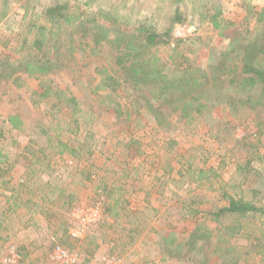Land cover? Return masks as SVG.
Instances as JSON below:
<instances>
[{
  "label": "rangeland",
  "instance_id": "obj_1",
  "mask_svg": "<svg viewBox=\"0 0 264 264\" xmlns=\"http://www.w3.org/2000/svg\"><path fill=\"white\" fill-rule=\"evenodd\" d=\"M180 1L188 13V21L181 23L185 28L176 30L174 27L175 40L154 52L160 61L165 60L175 53L170 45L182 40L185 52L191 50L193 53L190 58L207 67L215 62V56L222 57L220 52L226 44L222 43L219 31L208 23L202 26L199 22L200 12L194 8L206 0ZM38 2L0 1L1 62L5 56L19 59L28 53L20 54L12 49L17 47L18 34L25 31L32 17L34 19L31 15ZM208 2L218 9H225L222 17L232 23L228 34L246 27L252 32L264 29L259 24L264 0ZM92 4L112 8L126 17L132 13L134 18L149 17L161 28L175 8L174 0H93ZM36 19L43 22L39 16ZM64 39L68 43V37ZM81 41L92 42L90 35L77 32L72 43L74 51L68 52L60 69L49 75L35 77L20 72L11 79L0 75V127L4 131L0 134V155L6 158H0L3 162L0 168L6 170L0 176V264L14 258L15 264H194L188 257L178 260V257L173 259L162 254L158 244L160 236L180 234L187 226L188 222L181 218L184 212L175 208L181 204L198 206L205 213L216 205L225 204L226 200H221L224 191L234 194L243 189L244 199H251L247 189L249 183H244L241 178L236 180V169L259 153L264 155V131L260 133L258 130L255 112L240 110L235 116L214 113L215 118H198L189 125L178 124L177 114L172 113L166 128L157 126L151 117L135 120L129 127L126 121L128 110L131 112L136 107L131 106L128 95H111L105 87L96 90L101 82V77L95 73L98 64L101 59L113 61V52L102 49L95 55L88 48L78 51ZM261 64L264 69V63ZM16 76L18 80H15ZM42 80H49L54 89L66 90L68 87L78 99L84 110L79 118L83 125L80 134L78 131L71 134L69 127L75 130L74 126L65 124H75L73 119H78V113L73 117L71 112L67 117L65 104L53 96L40 98L36 95L43 92ZM238 90L243 94L245 89L239 86ZM249 94L259 95L255 86ZM117 106L123 109L119 117ZM10 115L19 116L24 123V133L10 129V125L4 122ZM60 123L62 129L58 132ZM42 129L49 131L47 136L53 138L52 142L48 143L41 135ZM58 135L62 142L72 145L78 146L80 140L86 142V148L79 153L82 159L69 153L60 155ZM243 137L253 143L263 142L259 144L256 156L251 153L252 148L248 150L249 154L237 144ZM49 144L51 147L46 151L49 158L38 162L35 156H39L40 147ZM90 151L93 152L91 158ZM143 151L144 155L140 157ZM125 152L131 153L134 160L124 159ZM160 164L173 168L165 187L161 185L162 180H155L167 176L162 168H158ZM262 164L254 163V166ZM33 171L36 175L31 173ZM194 171H204V174L199 176ZM128 173L135 178V182H131L132 188L123 185ZM108 179L109 184L105 182ZM109 185L116 189L113 199H120L117 204L112 201L115 204L112 215L105 213L108 192L105 195L100 193V189ZM120 187L130 191L137 189V192H124L118 190ZM150 191L153 192L151 196ZM10 196L12 202H20L18 209H7ZM97 205L99 209H96ZM173 208L176 211L170 210ZM198 223L204 225V220ZM230 223L234 224V218H227L226 225ZM238 223L239 231L233 240L245 246L242 250L247 260L264 264V217L247 215L238 219ZM194 224L192 222L189 227ZM210 225L213 229L217 226L214 222ZM71 229L79 237L74 238ZM184 230L190 229L186 227ZM62 252L67 257H63Z\"/></svg>",
  "mask_w": 264,
  "mask_h": 264
},
{
  "label": "trees",
  "instance_id": "obj_2",
  "mask_svg": "<svg viewBox=\"0 0 264 264\" xmlns=\"http://www.w3.org/2000/svg\"><path fill=\"white\" fill-rule=\"evenodd\" d=\"M0 1L5 3L7 0ZM92 1L44 0L43 3V0H39L37 8L32 6L34 12L31 16H34V19L32 17V21L25 31L18 34L20 39H18L17 47L12 49L18 50L20 54L28 53L19 59L13 58L11 55L5 56L2 62L0 61L2 64L0 75L9 79L14 78V75L20 72L35 77L49 75L56 69H60L63 65L62 62L67 59L68 52L74 51L75 48L72 46L74 35L77 32H82L83 35H90L92 42L81 41L78 51L80 49L86 51L88 48L95 55L102 49L113 52V61L107 59L104 62L101 59L98 64L95 73L101 77V82L96 90L105 87L111 92V95L120 93L128 95L129 103L136 107V110H131V112L130 109L128 110L127 126L130 127L135 120L151 117L157 126L166 128L172 113L177 114L178 124L189 125L194 124L198 118L201 120L207 117L215 118L214 113L235 116L237 111L250 110L255 112L254 120L259 132L264 131V69L261 64L264 63V12L260 14L259 18V24L263 25L260 28L263 30L252 32L246 27L241 30L236 29L232 34H228L232 23L226 22L222 17L225 11L223 7L218 9L208 0L196 6L194 10H199L200 17L198 19L202 26L206 23L210 24L219 31L218 35L223 40L222 43L226 44L220 52L222 57L215 56L217 58L215 62L206 67L197 64L198 60L194 62L190 58V53L192 55L193 53L191 50L185 52V48L181 46L182 40H178L176 45H170L176 56L173 54L160 61L154 52L155 49L175 40L172 32L175 24L188 21V13L182 3L180 4V0H174V11L169 14V21L163 28L149 17L134 18V13L126 17L112 11V8L97 7L96 4H92ZM36 16H39L43 22H37ZM64 37H68L66 39L68 43ZM15 80H18V77ZM41 82L43 92L36 93V95L40 98L53 96L59 103L65 104L67 117L71 116V112L73 117L78 113V119H73L75 124L68 122L65 124L74 126L75 130L69 127L71 134H76L75 131L80 134L83 125L80 124L79 118L84 110L78 99L68 87L66 90H59L54 89L49 80ZM239 86L240 88L244 87L245 94L244 92L243 94L239 93ZM253 86L259 94L258 97L249 94ZM122 111L123 109L117 106V116L122 115ZM4 122L10 125V129L24 133V129H22L24 123L19 116L10 115ZM219 124L223 126V124ZM61 129L60 123L57 125V131L60 132ZM3 132V128L0 127V134ZM48 133L47 129H42L41 135H44V138H47L50 143L53 138L47 136ZM57 137V147L61 148L60 155L69 153L73 157L82 159L79 153L82 148H86V142L80 140L76 146L75 143L72 145L70 142H62L59 135ZM32 143L37 144V142ZM261 143L263 142L253 143L245 137L237 141V144L247 153L252 148L251 153L255 156L258 154ZM50 147L51 144L40 147L39 156H35L38 162L46 161L49 158L46 151ZM143 155L144 151L140 157ZM92 156L93 152L90 151L89 157ZM123 156L126 160H134L131 153L125 152ZM0 158L6 160L5 156L0 155ZM259 162L263 163L262 166H254V163ZM2 163L0 161V165ZM129 165L131 166V164ZM158 168H162V172L167 176H159L155 180H162L161 185L165 187L168 181L167 177L171 176L173 168L170 166L166 168L162 164ZM132 169L130 168V171ZM236 170V180L241 178L244 183H249L247 189L250 190L251 199H244L242 189L239 193L234 194L227 191L222 192L221 200H226L225 204L216 205L206 210L205 213L198 206L181 204L179 207H175L179 212H184L181 218L188 222L186 227L191 231L184 230L185 227L180 234L168 237L161 235L158 244L163 251L162 254L170 255L173 259L178 257V260H185V257H188L187 259H192L194 264H241L242 262L253 264L251 261L253 259L245 258L244 249L242 250L245 246H240L233 238L239 231L238 219L247 215L264 217V155L259 153V156L239 165ZM5 173L6 170L0 168V176ZM31 173L36 175L34 171ZM194 173L202 176L204 171H194ZM126 177L128 179L123 185L132 188L131 182H135L134 176L128 173ZM105 182L109 184V179ZM115 190L111 188V185L105 186L104 190L100 189V193L102 192L104 195L106 191L108 192L104 202L105 205H108L105 213L108 212L111 215L115 208L114 203L120 202V199H113ZM118 190L129 193L137 192V189L130 191L121 189V187ZM148 194L151 196L153 192L150 191ZM107 201L111 203L114 201V205L110 202L108 204ZM170 210L176 211L174 208ZM228 217L234 218V224L226 225ZM199 220H204V225H199ZM192 222L195 223L194 227H189ZM207 222L209 223L207 224ZM212 222L217 225L214 229L210 225ZM246 253L250 254V252Z\"/></svg>",
  "mask_w": 264,
  "mask_h": 264
},
{
  "label": "built area",
  "instance_id": "obj_3",
  "mask_svg": "<svg viewBox=\"0 0 264 264\" xmlns=\"http://www.w3.org/2000/svg\"><path fill=\"white\" fill-rule=\"evenodd\" d=\"M184 24H177L176 26H175V29L176 30H179V29H184L185 28V26H183ZM177 33H178V31H177ZM175 36V35H174ZM179 37H183V36H181V35H178ZM101 203V202H100ZM100 207H98V205L96 206V209H99ZM74 230V229H73ZM72 229H71V235L74 237V238H76V237H79V235L77 236V233H75L74 231H73ZM62 256L63 257H67V254L65 253V252H62ZM2 264H15V258L14 259H6V260H3V262H2Z\"/></svg>",
  "mask_w": 264,
  "mask_h": 264
},
{
  "label": "crops",
  "instance_id": "obj_4",
  "mask_svg": "<svg viewBox=\"0 0 264 264\" xmlns=\"http://www.w3.org/2000/svg\"><path fill=\"white\" fill-rule=\"evenodd\" d=\"M11 199H12V197L10 196L8 198V200H7L8 201V207H7V209H9L10 207H14L15 209H18V207L21 206L20 205V202H17L16 200L14 202H12Z\"/></svg>",
  "mask_w": 264,
  "mask_h": 264
}]
</instances>
